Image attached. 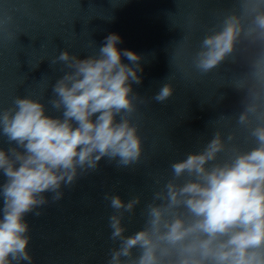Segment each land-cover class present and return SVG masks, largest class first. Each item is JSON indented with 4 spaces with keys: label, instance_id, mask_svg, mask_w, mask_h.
<instances>
[{
    "label": "clouds",
    "instance_id": "obj_1",
    "mask_svg": "<svg viewBox=\"0 0 264 264\" xmlns=\"http://www.w3.org/2000/svg\"><path fill=\"white\" fill-rule=\"evenodd\" d=\"M12 19L0 17V31ZM190 39L184 34L177 43L185 79L226 62L242 65L225 85L240 93L238 110L210 121V139L153 176L147 201L141 194L127 200L104 194L112 209L106 264H264V0H232L212 12L195 51ZM121 42L112 33L96 54L81 59L64 50L49 60L52 68L63 65L47 100L59 115L42 102L47 78L39 97L17 95L0 107V138L9 145L0 147V264H32L26 217L41 216L102 160L118 170L142 162L138 106L148 101L132 85L142 82L143 58L119 49ZM174 78L151 100L168 101ZM138 208L141 226L129 233L125 220Z\"/></svg>",
    "mask_w": 264,
    "mask_h": 264
},
{
    "label": "water",
    "instance_id": "obj_2",
    "mask_svg": "<svg viewBox=\"0 0 264 264\" xmlns=\"http://www.w3.org/2000/svg\"><path fill=\"white\" fill-rule=\"evenodd\" d=\"M231 4L232 0H0V17L13 18L0 31V107L10 106L17 95L39 97L47 78L42 102L48 114L59 115L47 100L51 83L63 75V65L52 68L49 60L64 50L81 59L96 54L109 34L121 37L119 49L143 58V72L138 73L142 82L132 85L148 101L138 106L142 162L134 169L118 170L102 160L97 172L65 188L63 199L44 207L41 216L29 214L32 264H106L113 246L108 228L112 209L104 194H119L125 200L141 194L147 201L153 176L166 174L172 161L210 139V121L238 110L240 93L225 85L242 65L226 62L205 77L185 79L176 56L184 34H191L195 51L212 12ZM9 33L17 38L9 39ZM122 61L129 63L124 57ZM183 62L187 67L188 58ZM170 75L175 77L173 96L163 104L152 101ZM221 95L224 99L217 102ZM8 146L0 138V147ZM3 179L0 175V183ZM125 224L129 233L140 228L139 208Z\"/></svg>",
    "mask_w": 264,
    "mask_h": 264
}]
</instances>
